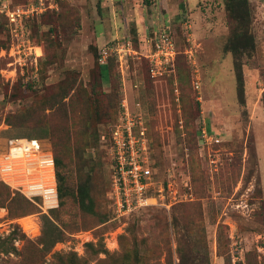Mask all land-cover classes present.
Returning <instances> with one entry per match:
<instances>
[{
  "label": "rangeland",
  "instance_id": "rangeland-1",
  "mask_svg": "<svg viewBox=\"0 0 264 264\" xmlns=\"http://www.w3.org/2000/svg\"><path fill=\"white\" fill-rule=\"evenodd\" d=\"M9 1L38 8L25 21L35 47L25 65ZM249 3L256 50L242 60L241 102L226 0H0V155L10 138L52 154L59 144L66 160L84 158L93 200L90 214L72 202L44 212L0 171V264H264V0ZM164 30L177 57L152 78L147 55ZM127 42L103 91L99 52ZM126 97L144 113L157 203L121 215L100 135ZM203 127L220 141L204 142Z\"/></svg>",
  "mask_w": 264,
  "mask_h": 264
},
{
  "label": "built area",
  "instance_id": "built-area-1",
  "mask_svg": "<svg viewBox=\"0 0 264 264\" xmlns=\"http://www.w3.org/2000/svg\"><path fill=\"white\" fill-rule=\"evenodd\" d=\"M13 47L17 48L18 62L25 65L33 58V45L25 21L38 12L34 6L4 7ZM130 42L109 46L101 52L100 63L106 64L114 54L128 49ZM127 46V48H126ZM129 50V49H128ZM152 78L163 76L174 66L177 48L166 30L162 31L147 55ZM201 138L207 144L220 140L203 127ZM111 159L110 198L115 212L121 215L138 212L157 203L152 194L155 171L151 162V142L144 113L135 111L126 97L118 120L110 128V136L101 135ZM0 171L4 181L39 205L44 212L59 207L58 181L55 158L35 138H10L6 150L0 155ZM40 201V203H38Z\"/></svg>",
  "mask_w": 264,
  "mask_h": 264
},
{
  "label": "trees",
  "instance_id": "trees-1",
  "mask_svg": "<svg viewBox=\"0 0 264 264\" xmlns=\"http://www.w3.org/2000/svg\"><path fill=\"white\" fill-rule=\"evenodd\" d=\"M9 2L11 3L12 7H15L12 1ZM226 9L228 11L230 22L232 24V30L229 38L227 39L225 50L230 54H232L234 58L233 68H234L236 84H237V93L239 100L241 102H244L245 77H244V64L242 60L245 56L252 55V53H254L256 50L255 37L251 32L252 11L249 0H226ZM112 45L113 43L110 44L109 46ZM100 57H101V51L99 52V55L97 57L98 59L97 62L100 65L98 75H99V79L102 82V85L104 86L102 90L107 91L108 89H106V86L108 87L110 85V80H109L110 67H111L110 62L113 60V56H111L108 59L107 63L104 65L100 63ZM158 80L161 79H155L154 82H157ZM61 96H60V101L57 102H61V100L63 99L61 98ZM56 99L57 98H55V100ZM117 119L115 120V122L117 121ZM106 134L110 136V130H107ZM53 149H54L56 175L58 181V196L60 202L59 204L61 209H67L68 207H71L70 203L72 202L73 204H76L79 210L82 211L84 214L92 213L93 200L88 182L91 180V178L89 175H86V173L84 172L86 166V163H84L83 161L84 158L79 157L78 161L73 163L72 158H69V161L68 158L66 160L64 154L60 150L59 144H55ZM73 165L77 167L76 173L80 176L79 183L77 184L75 190L72 189L71 187L69 188L68 187L69 185L66 183L67 178L71 176L70 172L72 169L71 167ZM23 202L29 204L26 200Z\"/></svg>",
  "mask_w": 264,
  "mask_h": 264
}]
</instances>
